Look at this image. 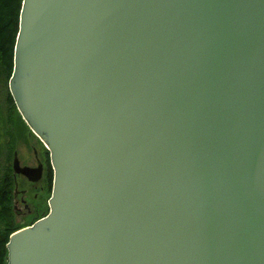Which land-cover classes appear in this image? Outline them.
<instances>
[{
    "label": "water",
    "instance_id": "1",
    "mask_svg": "<svg viewBox=\"0 0 264 264\" xmlns=\"http://www.w3.org/2000/svg\"><path fill=\"white\" fill-rule=\"evenodd\" d=\"M8 90L53 181L6 264H264V0H22Z\"/></svg>",
    "mask_w": 264,
    "mask_h": 264
},
{
    "label": "flooded vegetation",
    "instance_id": "2",
    "mask_svg": "<svg viewBox=\"0 0 264 264\" xmlns=\"http://www.w3.org/2000/svg\"><path fill=\"white\" fill-rule=\"evenodd\" d=\"M6 119L8 125H6ZM1 121L4 166L7 169L10 168L14 181L13 208L17 216L23 217L26 220L24 222L29 225L44 216L49 210L48 200L53 181L50 153L40 138L28 127L18 111L17 114L14 113L12 119L3 116ZM18 140H24L25 144L30 147L32 151L31 161L20 154L16 145ZM15 158L21 167L39 168V170L30 173L29 176L17 173L13 169ZM19 181L22 182L21 188Z\"/></svg>",
    "mask_w": 264,
    "mask_h": 264
},
{
    "label": "trees",
    "instance_id": "3",
    "mask_svg": "<svg viewBox=\"0 0 264 264\" xmlns=\"http://www.w3.org/2000/svg\"><path fill=\"white\" fill-rule=\"evenodd\" d=\"M22 0H0V81L8 85L13 69V52L18 32ZM8 89V88H7ZM10 108L17 114L13 99L7 90ZM14 181L10 168L0 164V264H6L7 248L11 233L27 224H18L13 208Z\"/></svg>",
    "mask_w": 264,
    "mask_h": 264
},
{
    "label": "rangeland",
    "instance_id": "4",
    "mask_svg": "<svg viewBox=\"0 0 264 264\" xmlns=\"http://www.w3.org/2000/svg\"><path fill=\"white\" fill-rule=\"evenodd\" d=\"M8 85H5L4 80L0 81V164L2 165V167L4 168V150L2 147V118L3 116H5L6 118L10 117L11 119L13 118V111L10 108L9 102H8V97H7V89ZM9 91V90H8ZM6 125H8L7 123V119H6ZM26 142L24 140H18L16 145L17 148L20 152V154L24 157V158H29V160L31 161L32 158V151L30 149L29 146H27L25 144ZM8 158V156H7ZM9 161V160H8ZM25 184V183H24ZM27 185V184H25ZM22 186V182L19 181V187L21 188ZM28 186V185H27ZM14 190V188H13ZM32 192V191H31ZM13 203V201H12ZM21 208V205L19 206ZM16 221L18 222V224H27L26 221L23 217H19L17 216Z\"/></svg>",
    "mask_w": 264,
    "mask_h": 264
}]
</instances>
